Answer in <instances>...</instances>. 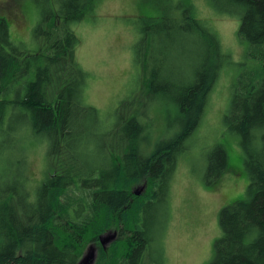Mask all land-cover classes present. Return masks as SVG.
Here are the masks:
<instances>
[{"label":"trees","instance_id":"trees-1","mask_svg":"<svg viewBox=\"0 0 264 264\" xmlns=\"http://www.w3.org/2000/svg\"><path fill=\"white\" fill-rule=\"evenodd\" d=\"M97 1L41 0L48 8L34 29L43 43L39 53L19 50L0 17V264H78L86 236L91 233L93 241L107 230H116L117 238L96 264H146L145 252L155 240L148 229L154 215L148 213L162 204L167 214L178 155L226 63L208 23L189 6L170 8L165 24L140 28L133 51L139 90L108 124L84 100L88 73L76 62L78 39L71 27L94 15ZM212 1L219 12L239 19L237 37L245 45L221 123L238 138L248 183L244 199L219 210L220 235L208 264H264V0ZM157 32L168 34L170 49L185 40L198 53L188 78L166 76L165 51L150 50ZM162 94L173 98L175 124L167 131L174 132L147 152L154 116L146 105ZM92 135H99L95 145ZM31 136L45 145L54 168L38 183L30 180L23 146ZM92 149L101 154L90 160ZM226 168V150L216 144L207 156L206 185ZM139 182L143 192L134 196L130 188ZM162 262L161 252L154 264Z\"/></svg>","mask_w":264,"mask_h":264},{"label":"rangeland","instance_id":"rangeland-1","mask_svg":"<svg viewBox=\"0 0 264 264\" xmlns=\"http://www.w3.org/2000/svg\"><path fill=\"white\" fill-rule=\"evenodd\" d=\"M184 6H189L193 16L208 23L216 32L226 54V63L211 92L202 120L186 141V149L178 155L169 182L167 214L163 213L162 204L153 206L148 213L154 215L148 229L155 240L145 252L146 264L158 261L161 252L162 264H208L213 256V242L220 235L219 210L245 198L248 176L243 168L238 138L227 133L221 123L229 101L230 85L238 72L235 63L244 58L245 45L237 37L239 19L219 12L212 0H98L94 15H86L71 25L78 39L76 62L88 73L84 100L96 107L109 124L117 120L122 102L136 98L134 93L139 90L133 51L140 38V28L151 22L165 24L162 19L170 8L179 12ZM47 8L41 0H0V17L7 21L10 39L19 50L41 52L43 43L34 36V29L41 13ZM167 35L155 33L150 50L154 54L162 49L165 51L163 66L166 76L186 79L198 53L185 40L178 43L175 49H170ZM171 96L162 94L158 100L147 102L146 108L154 116L147 152L159 137L165 135L168 138L174 132V127L167 131V127L175 124L176 117ZM15 115L12 118L14 121L17 120ZM3 136L7 139V134ZM31 137L30 140L25 139L23 146L30 180L38 183L54 168L46 156L45 145L40 144L35 136ZM90 138L92 145L100 141L99 135ZM216 144H221L226 150L227 168L216 181L206 185L207 156ZM91 152L90 160L101 154L97 149ZM143 188L139 182L130 190L134 196H140ZM114 232L117 238L116 230L100 232L93 241L91 233L86 236L83 254L88 247H94L93 264L99 260L101 251L111 252L116 239L102 244L101 238Z\"/></svg>","mask_w":264,"mask_h":264},{"label":"water","instance_id":"water-1","mask_svg":"<svg viewBox=\"0 0 264 264\" xmlns=\"http://www.w3.org/2000/svg\"><path fill=\"white\" fill-rule=\"evenodd\" d=\"M139 193V192H137ZM116 239V233L106 234L104 238H101L102 244H106L111 240ZM96 249L92 246L88 247L85 253L80 258L78 264H93L95 258Z\"/></svg>","mask_w":264,"mask_h":264}]
</instances>
